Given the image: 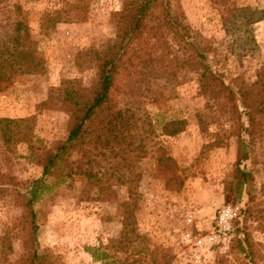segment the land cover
I'll return each mask as SVG.
<instances>
[{"label": "rangeland", "instance_id": "374dc122", "mask_svg": "<svg viewBox=\"0 0 264 264\" xmlns=\"http://www.w3.org/2000/svg\"><path fill=\"white\" fill-rule=\"evenodd\" d=\"M16 1L27 13L28 50L44 59L45 71L17 74L0 87V117H32L31 143L0 137V264H31L34 253L50 264H106L88 248L111 246L121 230L127 191L111 174L116 159L94 165L102 173L97 184L65 176L62 166L43 178L36 157L67 136L69 115L47 102L50 88L63 79L92 85L88 55L117 41L113 13L124 0ZM168 1L172 25L159 19L160 6L153 9L112 90L154 129L147 154L136 160L144 237L105 251L120 261L112 264L138 255L141 264H264V0ZM55 11L59 21L43 30L45 13ZM203 71L222 81L214 93L202 92ZM172 119H184L185 129L163 134ZM158 145L184 176L179 189L166 188L156 169ZM237 169L249 174L242 184ZM36 179L44 188L32 204L34 230L25 202Z\"/></svg>", "mask_w": 264, "mask_h": 264}, {"label": "trees", "instance_id": "16d2710c", "mask_svg": "<svg viewBox=\"0 0 264 264\" xmlns=\"http://www.w3.org/2000/svg\"><path fill=\"white\" fill-rule=\"evenodd\" d=\"M168 3V0H124L122 8L113 13L117 41L88 55V63L96 69L92 85L83 87L71 79H63L58 86L50 88L47 99V102L66 111L69 118L65 140L55 149H47L36 157L42 167L43 178L62 166L63 170L67 168L65 176L79 174L98 184L102 173L95 172L94 165L103 166L102 159L108 156L116 159L111 174H115L116 180L126 186L127 196L120 205L121 230L118 239L108 245L114 251L127 249L144 237L136 216L139 207L137 187L141 179L136 160L147 154V137L154 129L151 120L140 115L134 104L125 102L119 105L112 97V90L125 55L141 37L145 20L153 9L160 6L159 19L164 25H172ZM59 14L58 11L45 13L41 24L43 30L53 28L59 21ZM29 39L30 28L23 6L16 0H0V87L7 85L17 74L44 73V59L28 50ZM198 56L203 58V55ZM199 81L204 93H214L217 86L223 85L211 72L207 74L203 71ZM31 120V116L0 117V137L5 142L31 143ZM185 124L184 119L169 120L163 125V134L176 135L185 129ZM72 153L77 156L75 160L71 159ZM154 160L158 173L164 178L165 187L179 189L184 183V176L176 160L161 145L155 149ZM83 164L87 167L84 168ZM237 172L238 183H244L249 174L239 169ZM43 188L44 180L36 179L26 194L25 205L29 208L34 230L36 215L32 204L40 198ZM105 249L90 247L88 251L93 259L106 264L120 262ZM141 261V255L121 260L122 264H141ZM30 262L50 264L46 256L37 253L30 257Z\"/></svg>", "mask_w": 264, "mask_h": 264}]
</instances>
